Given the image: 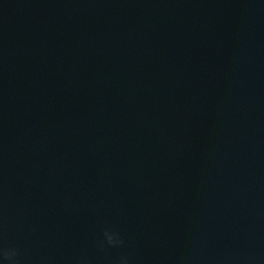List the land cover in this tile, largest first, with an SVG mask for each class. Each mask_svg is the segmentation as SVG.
Masks as SVG:
<instances>
[{
	"label": "water",
	"instance_id": "water-1",
	"mask_svg": "<svg viewBox=\"0 0 264 264\" xmlns=\"http://www.w3.org/2000/svg\"><path fill=\"white\" fill-rule=\"evenodd\" d=\"M0 227L25 264H264V0H0Z\"/></svg>",
	"mask_w": 264,
	"mask_h": 264
},
{
	"label": "clouds",
	"instance_id": "clouds-1",
	"mask_svg": "<svg viewBox=\"0 0 264 264\" xmlns=\"http://www.w3.org/2000/svg\"><path fill=\"white\" fill-rule=\"evenodd\" d=\"M4 230L0 227V240L3 239ZM125 245V241L118 230L105 228L102 239L96 243L100 251H107L108 248H120ZM21 250L13 245L5 246L0 243V264H25ZM75 264H88L86 257H77ZM113 264H132V259L127 254H121L113 261Z\"/></svg>",
	"mask_w": 264,
	"mask_h": 264
}]
</instances>
